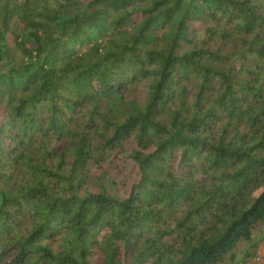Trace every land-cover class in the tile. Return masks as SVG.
<instances>
[{"label": "trees", "instance_id": "trees-1", "mask_svg": "<svg viewBox=\"0 0 264 264\" xmlns=\"http://www.w3.org/2000/svg\"><path fill=\"white\" fill-rule=\"evenodd\" d=\"M0 110V264L259 245L264 0H0ZM115 160L124 195L93 173Z\"/></svg>", "mask_w": 264, "mask_h": 264}, {"label": "rangeland", "instance_id": "rangeland-1", "mask_svg": "<svg viewBox=\"0 0 264 264\" xmlns=\"http://www.w3.org/2000/svg\"><path fill=\"white\" fill-rule=\"evenodd\" d=\"M88 2L90 0H83ZM0 110V116H3ZM134 143L132 141L125 143V148L130 150ZM113 163V164H112ZM111 165L103 164L94 167V175H103L106 184L118 183L119 192L124 195L128 186L135 180V174L132 173V164L128 161L115 160ZM255 237L259 239V245L248 251V256L244 260L230 261L226 260L224 264H264V226L257 229Z\"/></svg>", "mask_w": 264, "mask_h": 264}]
</instances>
